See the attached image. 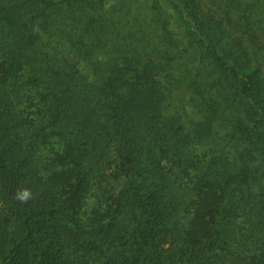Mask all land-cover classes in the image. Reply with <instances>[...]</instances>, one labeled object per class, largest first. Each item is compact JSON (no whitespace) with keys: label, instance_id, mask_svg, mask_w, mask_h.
I'll use <instances>...</instances> for the list:
<instances>
[{"label":"trees","instance_id":"obj_1","mask_svg":"<svg viewBox=\"0 0 264 264\" xmlns=\"http://www.w3.org/2000/svg\"><path fill=\"white\" fill-rule=\"evenodd\" d=\"M171 2L223 73L201 130L168 109L156 48L140 34L109 43L95 1L0 0V264H264L260 68L231 58L198 0ZM103 38L107 58L70 68L68 47L98 53Z\"/></svg>","mask_w":264,"mask_h":264},{"label":"rangeland","instance_id":"obj_2","mask_svg":"<svg viewBox=\"0 0 264 264\" xmlns=\"http://www.w3.org/2000/svg\"><path fill=\"white\" fill-rule=\"evenodd\" d=\"M103 22L110 27L106 37L114 39L116 32L122 37H131L133 42L135 34L141 35L140 44L149 48L154 46L158 53L156 60H162L160 75L163 74V81L167 84L170 95L167 98L168 109L179 111L187 128L206 127V122L213 110L210 103L214 98L219 97L218 90L221 89L219 80L223 81V73L219 71L212 56L202 50L198 41L190 37L181 15L177 12L171 0H93ZM203 11L213 14V21L216 27H208L210 33L215 34L219 44H225L233 51L231 58L238 60V65L250 69L256 65L260 68V75L264 82V0H198ZM57 20V19H56ZM118 40V39H117ZM129 39L123 46L124 49L134 45ZM100 44L102 48L98 53H90L85 48L68 47L66 54L70 68L81 69L88 72L93 70L95 59L107 58L109 45L104 38ZM120 42V40H118ZM107 50H105V45ZM147 45V46H146ZM104 47V48H103ZM60 48V47H59ZM57 48L54 53L60 55L61 49ZM144 48V47H141ZM46 49V48H45ZM136 49V48H135ZM166 49V50H165ZM80 52V53H79ZM166 54V56H162ZM230 58V60H231ZM166 60V63L163 61ZM168 78V79H167ZM218 85L213 86L211 84ZM228 82H224L227 87ZM229 89V88H228ZM215 134L214 148L227 145V130L214 124L212 128ZM207 138L209 139L208 135ZM205 140V134H204ZM211 140V139H210ZM196 143L203 150L209 148L210 141ZM240 146L232 147L231 150L240 149ZM226 154L229 151L223 148ZM232 152V151H231ZM230 152V153H231ZM50 149L38 151L33 156L35 168L41 173L51 155ZM237 155V152H235ZM257 155V154H256ZM254 155V156H256ZM253 159V168L259 170L262 178L260 182L253 183V188L258 189V184H264V158L257 155ZM41 159V160H40ZM44 167H41V166ZM123 179H119L121 184Z\"/></svg>","mask_w":264,"mask_h":264},{"label":"clouds","instance_id":"obj_3","mask_svg":"<svg viewBox=\"0 0 264 264\" xmlns=\"http://www.w3.org/2000/svg\"><path fill=\"white\" fill-rule=\"evenodd\" d=\"M33 198V193L30 188H18L15 194V199L21 203H27L28 200Z\"/></svg>","mask_w":264,"mask_h":264}]
</instances>
